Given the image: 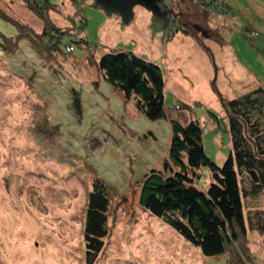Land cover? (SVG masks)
Segmentation results:
<instances>
[{
	"label": "rangeland",
	"instance_id": "rangeland-1",
	"mask_svg": "<svg viewBox=\"0 0 264 264\" xmlns=\"http://www.w3.org/2000/svg\"><path fill=\"white\" fill-rule=\"evenodd\" d=\"M51 1L39 15L31 0H0V264H264V232L207 257L140 206L141 178L164 159L174 166L172 122L149 120L98 68L113 49L155 61L167 114L197 118L205 154L221 165L231 149L225 101L264 86V0H166L178 15L167 32L151 29L140 4L122 23L94 0ZM52 25L59 41L47 51ZM196 171L207 186L208 168ZM95 177L110 189L108 233L87 261ZM251 202L264 205V194Z\"/></svg>",
	"mask_w": 264,
	"mask_h": 264
},
{
	"label": "trees",
	"instance_id": "trees-1",
	"mask_svg": "<svg viewBox=\"0 0 264 264\" xmlns=\"http://www.w3.org/2000/svg\"><path fill=\"white\" fill-rule=\"evenodd\" d=\"M83 1L73 0V4L81 6ZM52 3L31 0L30 6L41 15ZM49 29V33H44L50 38L45 35L49 40L47 51L56 50L59 40L53 37L58 30L53 25ZM183 31L188 33L186 29ZM25 32L28 36L33 34L30 30ZM98 61L105 79L123 95L125 102H132L149 120L169 116L172 122L169 158L175 167L164 159L161 168H152L141 178L140 206L207 257L223 255L226 249L244 240L248 230L264 232V205L251 202L264 194V86L225 101L228 112L225 130L230 135L231 149L218 165L205 154L204 128L199 120L188 119L181 124L167 114L165 81L155 61L121 49L104 52ZM73 99L80 112V97L75 94ZM202 166L210 171L209 184L204 187L196 183V170ZM92 187L87 196L83 231L87 261L99 253L108 233L110 189L99 177H95Z\"/></svg>",
	"mask_w": 264,
	"mask_h": 264
},
{
	"label": "water",
	"instance_id": "water-1",
	"mask_svg": "<svg viewBox=\"0 0 264 264\" xmlns=\"http://www.w3.org/2000/svg\"><path fill=\"white\" fill-rule=\"evenodd\" d=\"M159 0H94L93 4L98 6L102 5V7L106 10L107 14H110L111 10H114L118 14L121 15L122 18V23L129 21L132 18V8L136 4H140L141 6L147 8L153 16L151 17L152 21L150 23L151 29H157L158 27L164 29L167 27L168 24H161L160 20H156L154 16L158 14L156 13L155 10L157 11L158 5H159ZM73 4V0H72ZM167 17L169 14H166ZM168 23V22H167ZM163 36V35H162ZM162 38V37H161ZM162 43V41H161Z\"/></svg>",
	"mask_w": 264,
	"mask_h": 264
},
{
	"label": "flooded vegetation",
	"instance_id": "flooded-vegetation-1",
	"mask_svg": "<svg viewBox=\"0 0 264 264\" xmlns=\"http://www.w3.org/2000/svg\"><path fill=\"white\" fill-rule=\"evenodd\" d=\"M159 5L157 8V11L155 10V12L158 14L155 17V19L158 21L160 20L161 24H163V26L165 24H168L167 22L170 21H175L178 17L177 12H175L173 7H170L169 5H167V1L166 0H159ZM114 11V10H111ZM169 14V16L167 17L166 14Z\"/></svg>",
	"mask_w": 264,
	"mask_h": 264
},
{
	"label": "crops",
	"instance_id": "crops-1",
	"mask_svg": "<svg viewBox=\"0 0 264 264\" xmlns=\"http://www.w3.org/2000/svg\"><path fill=\"white\" fill-rule=\"evenodd\" d=\"M169 27H170V22H168V25H167V27L164 29L165 30V32H167V30L169 29ZM163 29V28H162Z\"/></svg>",
	"mask_w": 264,
	"mask_h": 264
}]
</instances>
